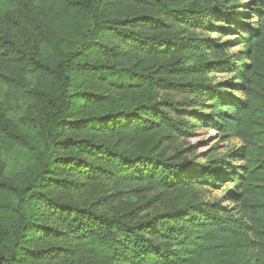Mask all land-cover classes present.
I'll return each mask as SVG.
<instances>
[{
    "label": "trees",
    "instance_id": "16d2710c",
    "mask_svg": "<svg viewBox=\"0 0 264 264\" xmlns=\"http://www.w3.org/2000/svg\"><path fill=\"white\" fill-rule=\"evenodd\" d=\"M232 1L0 0V264H264V0ZM185 113L243 144L168 154ZM225 183L230 204L203 196ZM115 186L165 195L144 212Z\"/></svg>",
    "mask_w": 264,
    "mask_h": 264
},
{
    "label": "rangeland",
    "instance_id": "374dc122",
    "mask_svg": "<svg viewBox=\"0 0 264 264\" xmlns=\"http://www.w3.org/2000/svg\"><path fill=\"white\" fill-rule=\"evenodd\" d=\"M253 0H233V3H243L245 7L251 5ZM33 23V22H32ZM30 24V20H29ZM218 26H225L224 22H216ZM36 26V22H35ZM36 28V27H35ZM234 30H214L207 31L203 28H188V32L193 34L194 36L206 37L211 39L214 43H222L223 48L227 50V52L237 54L240 52L244 45L242 44L241 36L239 35L240 31H237L235 27ZM37 30V28H36ZM19 33H24L23 29L19 30ZM229 77L235 78L234 75L231 76V73L220 71H213L208 73V78L211 83L215 86L220 82L226 81ZM228 91L234 94L235 96L240 95L239 91H235L234 87H228ZM162 98H171L174 101L180 104L181 102H185L188 98H190L189 94L179 93L178 91L170 90L167 92H161ZM185 111L197 109L190 105L182 106ZM202 111V109H201ZM206 113L210 112V108L205 109ZM193 115L186 114L184 115V119L187 122H190L191 125L190 133L188 134H180L176 140V143H171L170 146L167 147V153L173 154L175 150H182V154L188 158V161H196L206 160L209 154H212L216 157L218 156H228L230 152H234L235 149L240 148L242 141L237 138H223L220 133L210 128L207 124L202 123L198 124L196 119H193ZM79 136L82 134L78 132ZM238 150V149H237ZM228 159V158H227ZM243 161H236L235 164H241ZM79 182V183H78ZM83 182L85 181H74L68 184L70 189H63V191L71 196L74 199H87L92 195V189L90 185H86L83 187ZM85 184V183H84ZM230 184L225 183V185H218L207 187V189L202 188L203 196L206 198H220L223 201V204H230L227 196L226 190L231 188ZM112 192L116 193L115 198L119 201H124L126 203L137 202L141 205H144V209L146 211L151 210L152 201L155 199L156 194L165 195L163 192H158L155 189L151 188H130V187H121L117 186L112 188ZM64 193H62L63 195ZM144 211V212H146Z\"/></svg>",
    "mask_w": 264,
    "mask_h": 264
}]
</instances>
